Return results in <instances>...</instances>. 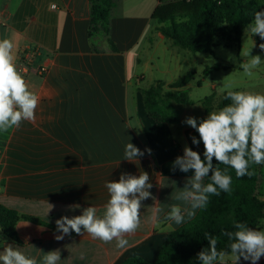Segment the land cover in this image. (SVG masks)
<instances>
[{
	"label": "crops",
	"instance_id": "obj_1",
	"mask_svg": "<svg viewBox=\"0 0 264 264\" xmlns=\"http://www.w3.org/2000/svg\"><path fill=\"white\" fill-rule=\"evenodd\" d=\"M115 1L109 33L90 36V0H0V40L13 42L17 69L39 97L33 120L0 133V206L18 214L20 242L1 228L0 240L37 264L53 250L60 251L58 264H121L132 257L153 263L168 234L200 212L181 225L164 218L177 203L172 196L193 174L173 170V161L185 145L203 159V148L192 143L195 129L180 114L175 123H157L145 109L142 84L162 62L152 52L155 43L176 47L152 17L159 0ZM43 67L47 72L41 73ZM128 142L150 148L151 155L129 162ZM142 172L150 177L155 199L142 201L140 227L126 237L129 247L118 249L115 240L106 244L86 233L54 238L62 216L80 215L90 206L102 215L106 182ZM156 202L163 209L159 224L149 219ZM74 204L80 208L70 210Z\"/></svg>",
	"mask_w": 264,
	"mask_h": 264
},
{
	"label": "clouds",
	"instance_id": "obj_2",
	"mask_svg": "<svg viewBox=\"0 0 264 264\" xmlns=\"http://www.w3.org/2000/svg\"><path fill=\"white\" fill-rule=\"evenodd\" d=\"M248 32L258 35L264 40V11H256L253 21L248 25ZM264 51V43L259 45ZM14 44L9 39L0 40V133H8L18 129L23 121L35 118V110L39 97L30 90L23 75L15 63ZM250 59L241 63L240 67L247 77L254 75V70L264 64L259 55L250 56V50L243 53ZM225 99L231 101L218 111L209 112L199 122L195 117H187L183 123L195 129L199 139L192 137V143L204 146L203 159L201 154L185 145L183 155L173 161V170L183 173L192 172L183 188L175 192L172 199L177 201L169 205L165 219L181 225L195 218L197 210L204 209L212 195L231 190L232 177L228 173L231 168L238 178L252 177L255 172L251 165H264V94L253 91L230 90L226 85ZM145 153L151 155L152 150L139 149L133 143L125 146L124 159L137 161ZM216 165L226 167L221 170ZM210 182L205 183V178ZM109 199L104 205L102 215L97 214L95 207L82 209V214L72 217L62 216L55 221L57 241L75 232L77 235L86 233L94 240L103 243L116 241L118 249L130 246L126 238L134 234L141 224L142 201L155 199L149 189L152 188L147 172L138 176L122 173L118 180L105 183ZM152 206L149 219L153 224L160 223L163 209ZM53 206L50 205V209ZM70 210L80 208L74 204ZM49 209V210H50ZM49 212V211H48ZM264 224V221H261ZM234 231H225L222 235L230 241L226 250H218V238L205 233L208 247L197 254L200 264H240L241 259L250 264H258L264 257V228L250 227L245 222L233 221ZM0 251V264H37L35 258L25 255L18 247L3 243ZM61 260L60 251L53 250L44 254L42 264H58Z\"/></svg>",
	"mask_w": 264,
	"mask_h": 264
},
{
	"label": "trees",
	"instance_id": "obj_3",
	"mask_svg": "<svg viewBox=\"0 0 264 264\" xmlns=\"http://www.w3.org/2000/svg\"><path fill=\"white\" fill-rule=\"evenodd\" d=\"M90 1V36L100 32L109 33V22L116 1ZM256 11H264V0H159L152 17L157 22L158 30L173 46L192 53L214 55L215 49L222 45L225 48L241 49L244 33L253 21ZM261 43H264V40L259 37L258 48ZM210 70L211 68L206 69L205 74ZM194 79L195 74L190 71L185 77L171 84L158 81L143 90L148 117L157 123L177 122L179 115L172 103L192 104L187 87ZM198 85L201 86V81ZM213 99L214 96H210L203 101V118L213 111ZM230 103L231 101L224 97L219 107L223 108ZM194 136L199 139L196 131ZM199 145L204 151L203 143ZM216 163L214 160V166L221 170L226 167ZM250 170L255 172L254 176L238 178L235 171L229 168L228 173L232 177L231 190L221 191L218 196H210L207 206L200 209L192 222L168 234L155 262L132 257L121 264H191L192 259L208 247L205 233L218 238V250H226L230 241L222 233L235 230L233 221L245 222L250 227L257 228L264 219V199L258 194V165H251ZM208 182L210 178L206 177L205 183ZM18 220L16 212L0 206V228L3 235L16 242H20L16 233Z\"/></svg>",
	"mask_w": 264,
	"mask_h": 264
},
{
	"label": "rangeland",
	"instance_id": "obj_4",
	"mask_svg": "<svg viewBox=\"0 0 264 264\" xmlns=\"http://www.w3.org/2000/svg\"><path fill=\"white\" fill-rule=\"evenodd\" d=\"M258 38V35H252L247 29L240 50L237 47L225 48L222 45L215 49L214 55L192 53L180 47L166 50L164 45L155 43L152 52L155 56H161L162 62L155 65L152 77L150 73L147 74L148 78L142 86L147 89L156 84L157 80L175 82L185 77L188 72H194L195 79L187 87L192 104L176 105V110L178 115L180 114L185 119L191 116L199 121L205 115L203 101L206 98L214 96L211 102L213 111L221 109L219 104L224 99L226 91L229 90L226 85H231L230 90L253 91L264 94V64L254 70L252 77L245 76L240 67L241 63L250 59L243 55L248 50H250V56L259 55L264 61V52L257 46ZM168 42L171 43L169 40ZM208 68L211 70L205 74V70ZM153 77L156 81H152ZM199 81H201V86L198 85ZM258 169L260 171L258 194L264 199V165H258ZM257 228H264V224L260 223ZM198 263L200 264L199 261H197ZM193 264H196V261ZM258 264H264V257L260 259Z\"/></svg>",
	"mask_w": 264,
	"mask_h": 264
},
{
	"label": "built area",
	"instance_id": "obj_5",
	"mask_svg": "<svg viewBox=\"0 0 264 264\" xmlns=\"http://www.w3.org/2000/svg\"><path fill=\"white\" fill-rule=\"evenodd\" d=\"M21 70L24 72V71H27L28 68H27L26 65H22L21 66ZM40 71H41V73H45V72H47V68L46 67H43V68L40 69Z\"/></svg>",
	"mask_w": 264,
	"mask_h": 264
}]
</instances>
